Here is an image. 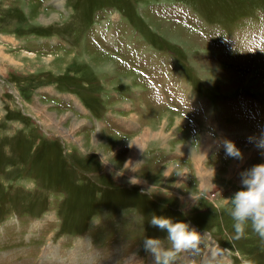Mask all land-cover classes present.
<instances>
[{
	"label": "rangeland",
	"instance_id": "rangeland-1",
	"mask_svg": "<svg viewBox=\"0 0 264 264\" xmlns=\"http://www.w3.org/2000/svg\"><path fill=\"white\" fill-rule=\"evenodd\" d=\"M263 36L264 0H0V47L18 44L8 48L21 46L34 64L32 74L8 66L7 76L21 78L28 96L39 81L59 82L71 99L57 116L76 106L92 121L72 119L84 145L72 139L71 152L65 128L47 131L29 110L33 125L2 124L0 264H94L92 254L102 264H151L145 237L170 247L153 214L200 233L173 264H264V243L250 226L237 238L229 215L240 173L264 163L255 145L264 138ZM0 77L3 98L17 104L2 69ZM168 110L172 126L160 120ZM151 124L165 128L162 145L149 141ZM140 131L142 151L139 138L131 151L128 134ZM94 133L102 139L91 145ZM225 139L242 160L225 156ZM31 153L36 172L25 167ZM129 155L128 171L110 167ZM44 250L47 263L35 260Z\"/></svg>",
	"mask_w": 264,
	"mask_h": 264
},
{
	"label": "crops",
	"instance_id": "crops-1",
	"mask_svg": "<svg viewBox=\"0 0 264 264\" xmlns=\"http://www.w3.org/2000/svg\"><path fill=\"white\" fill-rule=\"evenodd\" d=\"M21 34H23V33H21ZM5 35L6 36L7 35L13 36L14 34L6 33ZM24 40L25 39H23V41ZM2 43H4L6 46L0 47V69H2L4 77L5 78L7 77L8 81L12 82L14 84V86H12V87L14 88V91L16 92V94L13 91V97L14 98H16V97L18 98L19 97L20 100L19 99H15V102H17L18 106L14 102H9L8 100L6 101L5 98H3V96H6V95L3 93L4 91L2 92V89H1V91H0V128H2L4 126V125H2L4 122H6V123L9 122V125H10L11 129L13 128V124L15 122H17V121H19V123H21V125H25L26 127H29V123H31L33 125V123H35L33 121L36 120V119H33V121H30L29 117H24L23 114H22V109H26V110H29V111H31L33 113H36L37 120H38L37 122L40 123L42 126H44L47 131H50V130L51 131H58V130L62 131L60 128L61 127L65 128L66 131H64V132H66V133L63 132L64 133L63 134V138L65 139L66 146H67L69 152H71L69 141H71L72 139H73L72 141L75 144L76 143H80L83 146L84 144H83V142L81 140V137H82L81 134L82 133L80 134L78 132V130L80 129L79 127H81L82 125L92 126L91 125L92 121H91V119H89L90 120L89 121L87 118H85L83 115H80L79 113L80 112H81V114L83 112L85 113L87 108L85 110H83V109H78L76 106H74L73 109H68L67 108L66 110H61L60 111L61 114H60V118H59V116H57L58 113H59V109H61L60 107H62L63 105L65 106V104L63 103V100H67L68 101L69 99H71L69 97L70 94H68L69 91H67V90H65V91L63 90L62 91V89L60 87L57 88L58 87L57 83H59V82L46 84V82L44 83L43 81H41L42 82V84H41V82L39 81L34 86H31V88H30V89L33 90L32 91L33 96L32 95L28 96L25 93V91H24V88H23L24 85L18 84V83H20L18 79H21V78H18V79L17 78H13V73L10 72V71H8V76H7V67L8 66H11V67L15 66V67H17V68H19V69H21L23 71V72H21V74L22 73H25V74H30L31 73L32 74L34 72V70L30 69L31 68L30 66H32L34 64L28 62L27 59L25 61L22 58H20V56L25 58V57H29V56L31 57L32 55H24L23 54V50L24 49L21 46H20L18 51L10 50V48H8L9 44L11 46L12 45H18V44H12L11 41H9V42L8 41H3ZM26 49H29V48H26ZM13 52L18 53V57H15L14 55H17V54L13 55ZM25 62L29 63V65H27V67H26ZM27 68H28V71H25ZM43 84H46V85H43ZM27 90H29V89L27 88ZM61 99H62V101H61ZM83 103L86 106L87 105L89 106V104L86 101H83ZM134 104L135 103L133 102V105ZM11 107H13V109L14 108L19 109L20 110V114L13 115L14 112L12 111ZM54 116H55V119H54ZM160 116H161L160 120H162V122L164 124H167V123L171 122V126L173 125L174 117L172 116V112H169V110L168 111H164V112L160 113ZM73 118H76V120H81V124L82 125L79 124L78 127H76L74 130L71 131L69 129L71 128V121H72ZM65 121L67 122V124H63V122H65ZM102 124H104V123H102ZM116 124L125 127V125L121 124L120 122H117ZM156 124L155 125L151 124L148 127H145L146 128V132H148L149 134L155 133V136L153 138H150L149 141H152V140L156 139L154 141V143L157 144V145H159V144L162 145L161 140L159 141L158 139L163 137L161 132H164L165 134H167V132H165V128L164 129H162V128L154 129V126L158 125V124L157 125ZM130 126H133V125L131 124ZM138 126H140L139 123H138ZM134 127L136 128L137 126H134ZM19 128H20L19 125L17 127H15L14 128L15 129L14 132H17V130H20ZM130 131H128L127 133H129ZM144 132L145 131L143 130V133ZM143 133H141V131H140L138 134L137 133L136 134H131V135L128 134V136H129V137H127V139H129L128 143H130V141L133 140V139L139 138ZM156 133H158V134H156ZM90 135H92V136H90V140H89L91 145L92 144L96 145L98 143V141L100 139H102V137L101 138L99 137L100 136L99 134L94 133V135L93 134H90ZM166 136H168V135H166ZM104 137H105V139L111 138L110 136H104ZM165 139H167V138H165ZM165 139H164V141H165ZM43 140L44 139H41V141H42V142L40 141L41 144L43 143ZM157 140H158V142H157ZM167 140L171 144L173 143L172 140H170V137ZM119 142L120 141H117V145L121 144ZM141 142H142V138L140 140H138L137 142H135V143H137V146L134 144V147L138 149L139 148L138 146H141ZM130 148H131V151H132V147H130ZM31 150L29 151V153L31 152ZM159 152H165V151H158V154H159ZM19 154H20V152H19ZM35 156H36L35 153H31V155L29 156V159H27L26 163L27 164L31 163V166L29 165L30 166L29 170L33 169L36 172L35 165L37 164V162H36L37 160H35ZM130 157H131V155H129L126 160L122 159L123 166L121 165V167H119L118 165H110V167L113 168L115 171H118V172L128 171L127 170L128 169L127 168V163L129 161ZM33 159L35 160V164H33ZM191 163L193 164V161ZM36 167H37V165H36ZM201 173H202V171H201ZM127 176L131 177L129 172L127 173ZM133 176H137V175H133ZM188 211H190V210H187L185 212H188ZM197 232H199V231H197ZM90 257L94 258L95 261H97V259H98V258H96V254H94V255L92 254V256H90Z\"/></svg>",
	"mask_w": 264,
	"mask_h": 264
},
{
	"label": "clouds",
	"instance_id": "clouds-1",
	"mask_svg": "<svg viewBox=\"0 0 264 264\" xmlns=\"http://www.w3.org/2000/svg\"><path fill=\"white\" fill-rule=\"evenodd\" d=\"M132 145L129 143V147ZM255 145L264 155V138H257ZM222 147L227 158L243 159V153L234 142L225 139L222 141ZM101 164H107L103 156H101ZM138 182L136 177L129 181L133 185ZM240 183L241 189L229 199L231 202L229 215L234 222L236 236L237 238L243 236L246 227L250 226L264 243V163L256 164L241 172ZM149 224L165 232L170 245L165 248L162 239L145 237L143 250L151 257V264H173L176 254L195 249L200 243V233L183 221H174L171 217L153 214Z\"/></svg>",
	"mask_w": 264,
	"mask_h": 264
},
{
	"label": "built area",
	"instance_id": "built-area-1",
	"mask_svg": "<svg viewBox=\"0 0 264 264\" xmlns=\"http://www.w3.org/2000/svg\"><path fill=\"white\" fill-rule=\"evenodd\" d=\"M46 250H47V249H46ZM46 250L42 251V253L39 254V256H37L38 259H39V261H42V260H45L46 258H48V251H46ZM13 252H14V253H20V252L17 251L16 249H13ZM100 262H102V261H95L94 264H101ZM73 263H74V262H73Z\"/></svg>",
	"mask_w": 264,
	"mask_h": 264
},
{
	"label": "bare ground",
	"instance_id": "bare-ground-1",
	"mask_svg": "<svg viewBox=\"0 0 264 264\" xmlns=\"http://www.w3.org/2000/svg\"><path fill=\"white\" fill-rule=\"evenodd\" d=\"M137 142V141H136ZM135 145L137 146V143H135ZM140 147V146H139ZM202 149V148H201ZM206 152V149L203 151V153H205ZM205 156V155H204ZM264 157V156H263ZM199 160V159H198ZM230 177V176H229ZM228 177V178H229Z\"/></svg>",
	"mask_w": 264,
	"mask_h": 264
}]
</instances>
